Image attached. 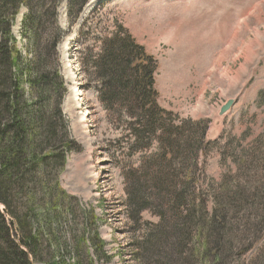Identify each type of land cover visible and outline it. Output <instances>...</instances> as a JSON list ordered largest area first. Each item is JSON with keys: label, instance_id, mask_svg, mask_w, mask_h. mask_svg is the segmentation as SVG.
Returning <instances> with one entry per match:
<instances>
[{"label": "rangeland", "instance_id": "374dc122", "mask_svg": "<svg viewBox=\"0 0 264 264\" xmlns=\"http://www.w3.org/2000/svg\"><path fill=\"white\" fill-rule=\"evenodd\" d=\"M69 2L59 0L56 9L55 26L64 33L56 50L51 49L48 21L39 36L37 55L44 59L40 70L59 75L61 89L45 93L43 100H31L30 105L42 104L49 120L58 119L54 113L59 106L67 129L63 131L60 122L57 132L60 137L66 132L77 151L65 157L61 171V162L53 163L50 172L39 171L29 190L13 187L8 199L19 215L20 206L26 205L30 225L56 203L58 218L51 234L43 237L41 259H52L48 245L56 243L76 263L82 259L81 264H93L94 250L85 238L97 235L104 245L101 260L94 264H146L136 257L141 249L138 243L143 244L148 229L159 221L156 212L147 210L133 216L128 204L130 170L139 167L141 154L129 153L124 128L129 120L122 117L119 123L114 118L121 105L107 113L100 102L96 71L82 62L83 49L96 59L104 40L119 26L157 62L154 86L160 108L181 120L200 121L206 130L217 133V139L199 154L195 188L208 212L228 215L220 250L224 264H264V0H105L93 7L94 0H88L72 29ZM21 17L12 33L24 52L23 30L17 22ZM27 58L33 60L29 53ZM228 100H234L232 108L218 117ZM238 188L249 201L246 204H239ZM51 190L54 193L48 196ZM12 232L15 237L14 228ZM191 240V251L182 256L185 264H214L215 246L209 245L207 255L202 236L196 234ZM168 254L173 261L167 264H181L171 245L160 252L157 263L163 264L161 256ZM66 260L73 264L72 258Z\"/></svg>", "mask_w": 264, "mask_h": 264}, {"label": "trees", "instance_id": "16d2710c", "mask_svg": "<svg viewBox=\"0 0 264 264\" xmlns=\"http://www.w3.org/2000/svg\"><path fill=\"white\" fill-rule=\"evenodd\" d=\"M48 2L50 8L41 10ZM87 3L88 0H70L67 16L71 29L78 23ZM58 5L59 0H0V205L3 207L0 211V264H66L68 258L74 260L73 264L82 263V259L76 263L75 258L56 243L48 245L53 252L52 259H41L43 237L46 233L51 234V225L58 218L56 203L36 215L38 218L35 217V223L30 225L31 220L27 219L24 211L27 210L26 205L20 206L23 213L19 215L8 201L13 187L25 190L29 184L33 186L39 171L50 172L49 167L55 162H61V171L65 157L77 151L66 132L61 137L57 132L60 122L63 124L61 129H67L59 106V111L56 109L54 113L58 119L53 120L51 116L52 120H49L42 104L39 107L36 103L30 105L31 100H43L45 93H56L61 89L59 75L51 76L40 70L44 59L37 58L44 23L50 21L52 24L53 51L60 36L64 35L55 26ZM21 14L19 25L23 30L21 39L26 43L24 52L12 33L13 25ZM117 28L111 37L104 40L96 59L92 52L83 49L82 62L85 68L96 71L100 102L107 113H113L116 110L114 106L121 105L119 116L114 118L119 123H123L122 117L129 120L124 125L125 138L131 144L129 153L141 154L139 167L130 170V213L136 217L145 210L156 212L159 222L148 229L143 244L138 243L141 249L136 257L146 264H159L160 252L171 245L182 258L191 251L189 243L197 234L206 241L207 255L209 245L215 246L211 262L222 264L226 258L220 257V250L228 232L225 223L228 215L217 210L208 212L205 200L195 188L199 154L212 143L206 140V127L200 121L181 120L160 108L154 86L157 62L144 46L136 43L121 27ZM28 53L33 60L27 58ZM35 106L37 109H33ZM53 193L51 190L48 196ZM59 194L64 193L59 190ZM236 194L240 205L249 202L241 188L236 190ZM220 209H225V206L220 205ZM172 218L175 223H168ZM89 238L85 239L94 250V264L101 260L104 243L97 235ZM63 256L67 257L64 259ZM161 258L165 260L163 264L173 261L170 254ZM185 260L182 258L180 263L185 264Z\"/></svg>", "mask_w": 264, "mask_h": 264}, {"label": "water", "instance_id": "95a60500", "mask_svg": "<svg viewBox=\"0 0 264 264\" xmlns=\"http://www.w3.org/2000/svg\"><path fill=\"white\" fill-rule=\"evenodd\" d=\"M22 15V14H21ZM234 104V100H228L226 101L219 109L218 111V117H223L225 116V114L227 112L230 111V109L232 108ZM217 133H215V130H209L207 133H206V140L207 141H214L217 137Z\"/></svg>", "mask_w": 264, "mask_h": 264}, {"label": "bare ground", "instance_id": "6f19581e", "mask_svg": "<svg viewBox=\"0 0 264 264\" xmlns=\"http://www.w3.org/2000/svg\"><path fill=\"white\" fill-rule=\"evenodd\" d=\"M102 1H105V0H97L96 2H95V0H94V2L93 3H91V7H93L94 5H97V4H99V3H101ZM98 2V3H97ZM97 3V4H96ZM262 11V10H261ZM21 17V16H20ZM17 22H20L19 20L17 21ZM221 60V59H220Z\"/></svg>", "mask_w": 264, "mask_h": 264}]
</instances>
